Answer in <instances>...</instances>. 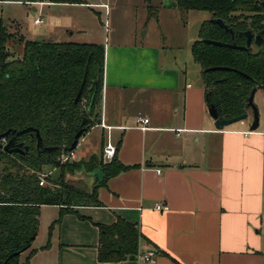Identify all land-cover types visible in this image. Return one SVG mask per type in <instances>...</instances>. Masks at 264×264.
<instances>
[{"label":"crops","instance_id":"0c3cea01","mask_svg":"<svg viewBox=\"0 0 264 264\" xmlns=\"http://www.w3.org/2000/svg\"><path fill=\"white\" fill-rule=\"evenodd\" d=\"M4 3L8 2H0ZM38 6L53 8L49 15L57 23H48L40 34L20 33L25 39L61 42L49 38L76 33L71 32L65 13L82 6L46 0ZM102 46L105 57L99 119L77 146L92 130L100 131L98 138H92L93 150L82 152L80 159L74 153L73 162L88 173L96 166L86 169L84 163L102 159V148L110 142L116 147L114 158L127 169L107 177L98 166L100 178L80 171L91 190L96 187L100 206H75L74 213L62 216L60 206H42L34 239L37 245L23 252L19 261L264 264V126L250 132L252 117H247L239 127L215 130L204 87L195 89L187 82V63L166 62L153 47L133 38ZM138 116L149 120L147 130L138 128ZM174 130L182 131L177 135ZM110 162L102 161L104 165ZM157 204L169 210L157 212ZM45 213L52 217L43 232ZM117 219L136 226L137 254L133 259L101 263L97 259L98 225H111ZM150 251L156 253L154 263L137 260L138 255Z\"/></svg>","mask_w":264,"mask_h":264},{"label":"trees","instance_id":"16d2710c","mask_svg":"<svg viewBox=\"0 0 264 264\" xmlns=\"http://www.w3.org/2000/svg\"><path fill=\"white\" fill-rule=\"evenodd\" d=\"M46 1L84 4L82 0ZM18 2L26 5L37 0ZM145 2L148 12L158 11L153 7L154 0ZM176 8L179 12H208L211 19H220L227 27L225 30L209 20L204 21L198 39L191 46V57L200 69L206 106H212L220 119L247 115L251 92L264 90V47L227 49L205 41L244 47L245 32L253 34L264 30V0H176ZM11 43L12 52L9 49ZM104 57L105 50L100 44L23 37L15 40L0 19V134L8 130H33L19 139L29 144L28 152L7 154L0 149V264H28V259L21 263L19 257L31 248L37 236L42 206H60V216L74 213L75 206H100L96 187L84 192L64 184L60 175L59 182L47 178L57 189L42 188L38 186L37 174L45 166H58V156L70 147L84 119H87L85 133L98 123ZM213 67H226L236 72L210 71ZM80 89V96L75 101ZM35 131L39 133L42 145L54 148L53 151H38ZM84 164L87 167L98 165L107 177L127 169L115 158L107 165L97 158ZM63 165L71 166V173L81 166L75 162ZM28 170L34 173H27ZM98 229L99 262H121L135 257L139 240L135 225L117 219L111 225H98Z\"/></svg>","mask_w":264,"mask_h":264},{"label":"rangeland","instance_id":"374dc122","mask_svg":"<svg viewBox=\"0 0 264 264\" xmlns=\"http://www.w3.org/2000/svg\"><path fill=\"white\" fill-rule=\"evenodd\" d=\"M43 1L37 0V2H34L35 4L29 3L26 5L21 2L0 1L1 3L8 2L0 4V17L3 19L4 26L10 29L11 32L15 31L13 34L15 40L23 37L20 33L28 36L40 34L43 29H46L48 23L50 25H54V21L57 23L49 15V12L51 15L53 14V8L38 6ZM82 1L87 4H81L79 6L82 7L75 9H67L65 13L72 25L71 32L76 33H73L72 36L69 33H60V37L53 36L49 40L110 46L113 42H129L133 38L137 43L153 47L166 62L173 63L175 61L178 65L187 63L190 74L187 79L188 84L193 85L195 89L202 88L200 70L193 63L190 48L198 39L201 24L211 17L210 13L204 11L179 12L176 8V0H154L153 7L158 10L157 12L154 10L148 12L145 0ZM32 7H35L37 11H33ZM36 19H41V23L34 24ZM23 38L25 39V37ZM12 46L11 43L9 45L10 52L13 51ZM20 50L21 45L17 51L20 52ZM253 103L258 112L259 127L260 125L264 126V90L258 89L255 92ZM247 117H252L251 111H249ZM233 125L239 127V122ZM99 131V129L92 130L89 133L90 135L86 137L85 142L80 143L75 148L74 153L78 156V159L82 157V152L89 153L93 150L92 138H98ZM63 164L58 162V166H45L39 173L47 174V178L55 182H59L58 178L62 175L64 184L79 188L84 192L91 190L87 177L93 176V178H96L98 176L100 178L101 176L98 165L88 173L81 170L80 167L71 173L73 171L71 166ZM91 167L85 168L90 169ZM80 171L87 177H81ZM27 173L32 174L34 172L28 170ZM46 183L48 184L47 188L52 190L55 188V184H52L51 181L46 180ZM51 217L50 213L44 214L41 222L43 232L46 231ZM35 245L37 243L33 241L31 248Z\"/></svg>","mask_w":264,"mask_h":264},{"label":"water","instance_id":"95a60500","mask_svg":"<svg viewBox=\"0 0 264 264\" xmlns=\"http://www.w3.org/2000/svg\"><path fill=\"white\" fill-rule=\"evenodd\" d=\"M32 10L35 11V8L32 7ZM212 24L218 25L219 27L227 30V27L223 24V22L220 19H210L209 20ZM263 34H264V30H262L261 32L257 33L256 35H253L250 31L245 32V36H246V45L244 47H237L235 45L232 44H227V43H223V42H217V41H205L206 44L209 45H214L220 48H227V49H237V50H248V48H250L252 45H254L256 48H261L264 47V40H263ZM210 71H233L236 72L233 69L230 68H226V67H213L209 69ZM83 85L81 86L82 89ZM81 89L75 99V101H77V99L80 96L81 93ZM255 90H253L251 92V95L248 99V106L252 112V121L249 125V131L250 132H255L258 127H259V116H258V112L257 109L253 103V98H254V94H255ZM207 112L209 114V116L211 117V119L213 120L214 124L213 127L215 128V130L218 131H222L224 128L233 125L237 122H242L247 120V115H241V116H237L231 119H220L217 115L216 110L212 107L209 106L207 107ZM87 119H84L80 125L81 129L75 134L74 138H73V142L71 143L70 147L66 149L65 152L70 153L72 151L75 150V148L77 147L78 141L79 139L82 137V135L85 133L86 131V127H84V125L86 124ZM33 130L32 128H27L21 131L16 132L15 130H8L5 133L0 134V149L7 153V154H11L14 152H18L20 153V148L22 146V144H17L16 140L18 137H21L24 134L27 133H32ZM11 136L7 142L4 143V141ZM35 139H36V148L38 149V151L40 153H46V152H51L54 150V148H45L42 145L39 133L37 131H35ZM15 254L11 255L10 257H13Z\"/></svg>","mask_w":264,"mask_h":264},{"label":"built area","instance_id":"2783aa9c","mask_svg":"<svg viewBox=\"0 0 264 264\" xmlns=\"http://www.w3.org/2000/svg\"><path fill=\"white\" fill-rule=\"evenodd\" d=\"M40 4L41 3H39V5ZM40 23H41V19H36L34 21V24H36V25H38ZM136 122L139 125L138 128L140 130L144 131V130L148 129L149 120L147 118H144L142 116H138ZM174 131L176 132L177 135H179L182 130H174ZM115 152H116V147L113 144H111L110 142H107L102 148V154H101L102 160L104 162L112 160L115 157ZM57 161L59 163H62V164L67 163V162H73V161H75V154L73 151L70 153H67V152L61 153L58 156ZM37 177H38V186L39 187H42V188L48 187L47 186L48 184L46 183L47 174L38 173ZM168 210H169V208L165 205H162V204H157L155 206V211H157V212H163V211H168ZM155 258H156V253L154 251H150L144 255H138L137 256V260L147 262V263H154Z\"/></svg>","mask_w":264,"mask_h":264},{"label":"flooded vegetation","instance_id":"af4514ba","mask_svg":"<svg viewBox=\"0 0 264 264\" xmlns=\"http://www.w3.org/2000/svg\"><path fill=\"white\" fill-rule=\"evenodd\" d=\"M256 34L257 33H253V35H256ZM251 47L256 48L254 45H252ZM19 139H20V137L17 138L16 143L17 144H22V146L20 148V153L14 152V153H11V154H20V155H22V154L28 152V150H29V144H27L25 141L19 140ZM5 142H7V140H5L4 143ZM0 171H1V163H0Z\"/></svg>","mask_w":264,"mask_h":264}]
</instances>
